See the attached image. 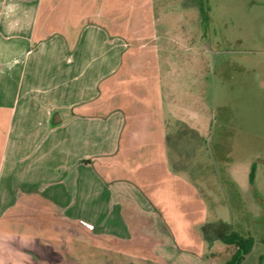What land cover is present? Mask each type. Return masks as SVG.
Here are the masks:
<instances>
[{"label": "crops", "instance_id": "obj_1", "mask_svg": "<svg viewBox=\"0 0 264 264\" xmlns=\"http://www.w3.org/2000/svg\"><path fill=\"white\" fill-rule=\"evenodd\" d=\"M9 3L18 5L12 19L19 26L9 33L0 16V252L18 248L20 239L35 246L25 247L30 255L45 254L31 224L48 215L80 233L106 231L133 250L126 245L134 237L127 219L133 206L165 238L155 261L177 260L186 252L179 249L186 234L174 225L180 220L177 173L190 169L172 161L173 136L199 145L205 140L183 121L173 131L161 91L153 88L148 102L139 96L145 90L137 91L131 101L125 74L133 43L128 18L115 17L120 0H0V12ZM139 99L144 107L136 113ZM94 199L105 207L94 219L76 213L83 200ZM193 254L190 260L200 258Z\"/></svg>", "mask_w": 264, "mask_h": 264}, {"label": "rangeland", "instance_id": "obj_2", "mask_svg": "<svg viewBox=\"0 0 264 264\" xmlns=\"http://www.w3.org/2000/svg\"><path fill=\"white\" fill-rule=\"evenodd\" d=\"M114 8L115 17L123 12L130 26L125 86L131 101L137 91L145 90L139 95L145 102L152 101L154 89L161 91L162 111L173 131L183 121L205 140L199 145L173 136L172 161L188 162L191 172L177 173L180 220L174 225L186 234L179 242L186 252L170 264H224L236 247L222 237L233 231L254 239L243 264H264V0H120ZM135 54L141 62L134 61ZM143 102L135 104L136 113ZM94 200H83L76 213L94 219L105 209L104 202ZM132 209L127 219L134 237L126 245L133 250L117 245L106 231L80 233L48 215L31 224L43 237L45 254L30 255L25 247L35 246L19 239L18 248L1 249L0 264H158L154 252L165 238L159 239L155 222L139 220ZM196 252L200 258L190 260Z\"/></svg>", "mask_w": 264, "mask_h": 264}, {"label": "trees", "instance_id": "obj_3", "mask_svg": "<svg viewBox=\"0 0 264 264\" xmlns=\"http://www.w3.org/2000/svg\"><path fill=\"white\" fill-rule=\"evenodd\" d=\"M222 240L226 244L235 245L236 249L224 264H242L246 256L251 252L254 239L252 236H244L236 231L225 234Z\"/></svg>", "mask_w": 264, "mask_h": 264}, {"label": "clouds", "instance_id": "obj_4", "mask_svg": "<svg viewBox=\"0 0 264 264\" xmlns=\"http://www.w3.org/2000/svg\"><path fill=\"white\" fill-rule=\"evenodd\" d=\"M18 5L14 3H9L7 6L4 8L2 12H0V16H3L5 20L7 21L5 28L6 31L9 33L16 30L17 27L19 26V20H13L12 17L16 15Z\"/></svg>", "mask_w": 264, "mask_h": 264}, {"label": "built area", "instance_id": "obj_5", "mask_svg": "<svg viewBox=\"0 0 264 264\" xmlns=\"http://www.w3.org/2000/svg\"><path fill=\"white\" fill-rule=\"evenodd\" d=\"M84 224H85L87 227H89V228H94V226H93L92 224L88 223V222H84Z\"/></svg>", "mask_w": 264, "mask_h": 264}]
</instances>
